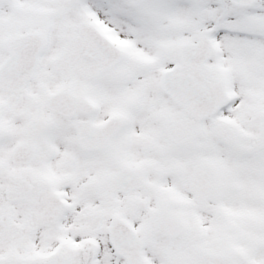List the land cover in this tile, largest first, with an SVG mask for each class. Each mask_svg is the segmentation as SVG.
<instances>
[{
	"label": "snow or ice",
	"instance_id": "6c2138e0",
	"mask_svg": "<svg viewBox=\"0 0 264 264\" xmlns=\"http://www.w3.org/2000/svg\"><path fill=\"white\" fill-rule=\"evenodd\" d=\"M0 264H264V0H0Z\"/></svg>",
	"mask_w": 264,
	"mask_h": 264
}]
</instances>
